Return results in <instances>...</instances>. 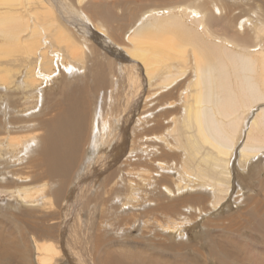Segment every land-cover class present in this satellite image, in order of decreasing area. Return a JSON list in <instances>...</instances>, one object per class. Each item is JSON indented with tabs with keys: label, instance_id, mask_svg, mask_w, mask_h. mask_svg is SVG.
<instances>
[{
	"label": "bare ground",
	"instance_id": "1",
	"mask_svg": "<svg viewBox=\"0 0 264 264\" xmlns=\"http://www.w3.org/2000/svg\"><path fill=\"white\" fill-rule=\"evenodd\" d=\"M87 1L0 0V264H264V0Z\"/></svg>",
	"mask_w": 264,
	"mask_h": 264
},
{
	"label": "rangeland",
	"instance_id": "2",
	"mask_svg": "<svg viewBox=\"0 0 264 264\" xmlns=\"http://www.w3.org/2000/svg\"><path fill=\"white\" fill-rule=\"evenodd\" d=\"M107 2H104V3H100L101 4V6H100V4H95V2L91 5L90 4V2L89 1H87V5L85 4H83V6H85V7H87V9L88 10H90V11H100L101 9H102V5H103V9H105V10H101L102 11V13L104 14V16H106V17H108L109 19H110V15L111 14H113V12H114V10H115V8H114V6L113 7H111V2L110 3H108V0H106ZM116 1H118L117 3H120V1H122V2H124L125 0H116ZM165 1H167V0H165ZM213 1H217L218 2V0H213ZM122 2H121V4H122ZM173 2H177V3H182V0H173ZM202 3L204 6H206V0H196V4H198V3ZM126 3H129V2H126ZM218 3H220V2H218ZM106 4L109 6H106ZM238 4H239V2H238ZM105 5V6H104ZM159 5H161V6H165L163 3H161V4H159ZM96 6L98 7L97 9H95L96 8ZM106 7V8H105ZM92 8V9H91ZM101 8V9H100ZM109 9V13H108V9ZM133 8H134V6H133ZM94 9V10H93ZM112 9V10H111ZM107 10V11H106ZM89 15H91L92 16V13L91 12H87ZM124 14V15H123ZM223 14V13H222ZM116 16V15H115ZM119 16V17H118ZM118 16H116V19L115 20H113V17H114V15H113V17H112V19H110V20H113L114 22H113V25H115L117 28H118V26H119V24L120 25H128L129 24V20H130V18L128 17V12H121V15L119 14ZM215 19H217L216 17H220V16H218V15H216V16H213ZM125 18V19H124ZM220 19H221V21H219V19L218 20H215V21H212V22H214V26H213V30H218V29H220L221 28V25L223 24V22H224V20L222 21V17H220ZM118 20V21H117ZM93 21L95 22V20L93 19ZM127 22H128V24H127ZM107 24V26L109 27V22H106ZM118 24V25H117ZM91 28L93 29V26H92V24H91ZM124 30L125 29H123L122 31H123V33H124ZM122 36H123V34H122ZM124 41H125V39H123ZM122 40V38L120 37V40H119V42L117 43V44H119V45H123V44H125V42ZM100 152H99V154L98 153H95L94 154V152H95V150H93V149H91V150H89L88 151V155H87V157H85L84 158V164H82V166H81V170L79 171V178H81L83 175H86L87 174V172H89V170L88 169H86V166L88 165V164H90V163H92L91 165H90V167L92 166V167H96L97 165L96 164H99L100 162H101V160L102 159H99V158H101L102 157V154L105 152V149H104V147L103 146H101V148H100ZM92 158V159H91ZM103 158V157H102ZM261 163H264V159H262L261 161H260ZM236 165H237V163H236ZM234 166L233 167V172H232V174H233V179L236 181L235 182V184H236V188L235 189H233L235 192V195H234V197L235 198H237V199H242V197H240L239 195L240 194H246V193H251V192H249V190L248 189H244V187L243 186H241V183L239 182V179L242 177L241 175H243L245 172H246V168H238L237 166ZM1 168V167H0ZM243 170V171H242ZM86 172V173H85ZM101 178H102V176L100 177V180H101ZM252 181H254V179L252 180ZM3 183V182H2ZM98 183V182H97ZM255 183H257V185L258 184H261L260 183V181L258 180L257 182H255ZM1 184V183H0ZM237 185H238V187H237ZM81 188L83 187V188H85L86 186L84 185V184H82V186H80ZM96 187L98 188V184H96ZM95 187V188H96ZM261 187V186H260ZM262 189H264V184H263V186L261 187ZM241 190V191H240ZM238 192H241V193H239L238 194ZM260 192V196H262V197H260V196H258V198L259 199H261L262 201H261V203L264 201V195H263V193L261 192V191H259ZM252 194V193H251ZM4 196H0V224L1 223H4V222H8V220L12 217V215H16V214H18L19 212H21V208H19L18 207V205H17V203L15 202V200H14V197H13V195L11 196L10 195V193H4L3 194ZM239 196V197H238ZM232 200H233V198H232ZM234 201V200H233ZM238 202V201H237ZM263 204V206H264V202L262 203ZM75 204L74 203H72V205L71 206H68V207H66L65 208V214L67 215V218H68V220H69V223H68V225L71 223V220L73 219V217H74V215L72 214V213H69V211L73 208V206H74ZM236 205V203L235 202H233V206H235ZM238 206V205H237ZM236 206V207H237ZM91 209V210H90ZM90 209H88V208H84L83 210H82V216H81V220H82V222L84 223V222H87V221H89L90 220V222H91V215H92V213H91V211H92V207L90 208ZM96 211V210H95ZM218 211V210H217ZM232 211H233V209H232ZM216 212H212V213H209V214H207V215H210V216H207L206 218H204V217H198L197 218V221L195 222V224H196V226H197V224H202L203 223V221H204V219H207V220H210V221H215L217 218H218V216H219V214L217 215V216H215L214 214H215ZM100 217V215H98V213H95V220H94V222L96 221H98V218ZM193 220H195L194 218H193ZM4 226V225H3ZM200 228H202V226L200 225ZM3 230H5V232L6 231H9V230H11V227H8V225L6 224L5 226H4V228H3ZM138 234H139V232H138ZM189 237L190 236V234H188V235H185V237ZM125 241H126V243L127 244H136L135 242H133V241H130V240H126V239H124Z\"/></svg>",
	"mask_w": 264,
	"mask_h": 264
}]
</instances>
